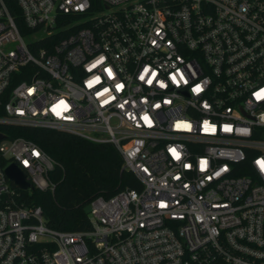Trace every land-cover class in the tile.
I'll use <instances>...</instances> for the list:
<instances>
[{
    "label": "built area",
    "instance_id": "2783aa9c",
    "mask_svg": "<svg viewBox=\"0 0 264 264\" xmlns=\"http://www.w3.org/2000/svg\"><path fill=\"white\" fill-rule=\"evenodd\" d=\"M0 123L111 142L141 184L51 227L4 169L52 192L55 159L4 135L0 264H264V0H0Z\"/></svg>",
    "mask_w": 264,
    "mask_h": 264
},
{
    "label": "trees",
    "instance_id": "16d2710c",
    "mask_svg": "<svg viewBox=\"0 0 264 264\" xmlns=\"http://www.w3.org/2000/svg\"><path fill=\"white\" fill-rule=\"evenodd\" d=\"M10 7L16 9L14 1ZM0 131L8 139L21 136L34 140L55 159L50 172L54 190L32 185L20 188L16 198L24 205H41L44 220L51 227L85 230L90 225V199L110 196L126 187H141L135 174L122 167L121 152L111 142H93L68 130L35 125L0 123Z\"/></svg>",
    "mask_w": 264,
    "mask_h": 264
},
{
    "label": "water",
    "instance_id": "95a60500",
    "mask_svg": "<svg viewBox=\"0 0 264 264\" xmlns=\"http://www.w3.org/2000/svg\"><path fill=\"white\" fill-rule=\"evenodd\" d=\"M4 138V133L0 131V140ZM4 171L12 183L21 189H29L31 183L27 180L26 174L21 168L16 164H10L5 167Z\"/></svg>",
    "mask_w": 264,
    "mask_h": 264
}]
</instances>
